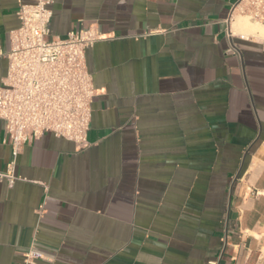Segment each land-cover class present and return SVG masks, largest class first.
Instances as JSON below:
<instances>
[{
    "label": "crops",
    "instance_id": "crops-1",
    "mask_svg": "<svg viewBox=\"0 0 264 264\" xmlns=\"http://www.w3.org/2000/svg\"><path fill=\"white\" fill-rule=\"evenodd\" d=\"M46 1L50 39L103 36L88 146L46 133L10 187L0 120V264H264V39L234 33L240 0ZM29 2L0 0V87Z\"/></svg>",
    "mask_w": 264,
    "mask_h": 264
},
{
    "label": "built area",
    "instance_id": "built-area-1",
    "mask_svg": "<svg viewBox=\"0 0 264 264\" xmlns=\"http://www.w3.org/2000/svg\"><path fill=\"white\" fill-rule=\"evenodd\" d=\"M20 27L10 35L9 68L0 87V120L13 147V161L1 177L15 184L16 159L24 146L46 133L88 146L96 95L86 52L103 36L95 29L50 39L52 12L46 0L21 3ZM264 27V0H240L232 11ZM41 212L42 209H41ZM43 255L31 247L20 264H37Z\"/></svg>",
    "mask_w": 264,
    "mask_h": 264
},
{
    "label": "bare ground",
    "instance_id": "bare-ground-1",
    "mask_svg": "<svg viewBox=\"0 0 264 264\" xmlns=\"http://www.w3.org/2000/svg\"><path fill=\"white\" fill-rule=\"evenodd\" d=\"M235 34L254 35L259 39H264V29L256 26H251L247 20L238 19L233 25Z\"/></svg>",
    "mask_w": 264,
    "mask_h": 264
},
{
    "label": "rangeland",
    "instance_id": "rangeland-1",
    "mask_svg": "<svg viewBox=\"0 0 264 264\" xmlns=\"http://www.w3.org/2000/svg\"><path fill=\"white\" fill-rule=\"evenodd\" d=\"M246 20H247V22H249L250 24H254V26H258V27H260V28H263L264 29V27L263 26H261V25H258V24H255V23H252L250 20H248L247 18H245Z\"/></svg>",
    "mask_w": 264,
    "mask_h": 264
}]
</instances>
